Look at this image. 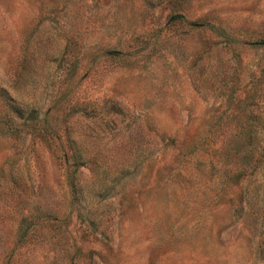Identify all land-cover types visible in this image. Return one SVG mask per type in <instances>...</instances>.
<instances>
[{
	"label": "rangeland",
	"instance_id": "rangeland-1",
	"mask_svg": "<svg viewBox=\"0 0 264 264\" xmlns=\"http://www.w3.org/2000/svg\"><path fill=\"white\" fill-rule=\"evenodd\" d=\"M0 264H264V0H0Z\"/></svg>",
	"mask_w": 264,
	"mask_h": 264
}]
</instances>
